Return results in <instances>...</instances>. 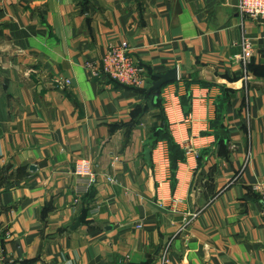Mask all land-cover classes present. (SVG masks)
Segmentation results:
<instances>
[{"label": "crops", "instance_id": "1", "mask_svg": "<svg viewBox=\"0 0 264 264\" xmlns=\"http://www.w3.org/2000/svg\"><path fill=\"white\" fill-rule=\"evenodd\" d=\"M237 3L0 0L4 264H264L252 191L264 181V21L242 23ZM120 42L143 88L86 71ZM174 68L178 80L149 93ZM165 124L183 157L173 170L154 137ZM81 158L98 176L86 196Z\"/></svg>", "mask_w": 264, "mask_h": 264}, {"label": "built area", "instance_id": "2", "mask_svg": "<svg viewBox=\"0 0 264 264\" xmlns=\"http://www.w3.org/2000/svg\"><path fill=\"white\" fill-rule=\"evenodd\" d=\"M236 7L242 23L247 20L264 21V0H238ZM239 48L240 54L235 59L243 67V80L248 81L247 67L255 55L253 39L243 34ZM84 67L92 77H100L129 88H143L147 82L146 69L130 54V49L126 42L109 44L99 59L85 61ZM67 84H69V81H65L64 84L60 83L58 86L63 88ZM73 175L83 181L82 187L76 191L78 196L88 194L98 183V176L94 172L90 161L84 158L75 161ZM239 178L237 176L235 180ZM106 181L109 183L113 182L110 178H106ZM252 191L259 196L264 206V181L253 185ZM0 264H4L1 245Z\"/></svg>", "mask_w": 264, "mask_h": 264}, {"label": "trees", "instance_id": "3", "mask_svg": "<svg viewBox=\"0 0 264 264\" xmlns=\"http://www.w3.org/2000/svg\"><path fill=\"white\" fill-rule=\"evenodd\" d=\"M160 91H161V89L158 90L156 92V94L154 92H149V93H152V94L156 95L157 97H159L160 96ZM159 102H160V98H159ZM154 137H155V141H165L166 142V145H167V148H168V153H169L170 167H171V170H173L175 165H176L177 159L182 160L183 157L181 156V152L179 150L178 145L174 143L172 137L167 133L166 124L163 125L162 127H159L155 131ZM88 194H86V195H88Z\"/></svg>", "mask_w": 264, "mask_h": 264}, {"label": "water", "instance_id": "4", "mask_svg": "<svg viewBox=\"0 0 264 264\" xmlns=\"http://www.w3.org/2000/svg\"><path fill=\"white\" fill-rule=\"evenodd\" d=\"M177 70L174 68L170 71H168L166 74L164 75H155V81L152 83L149 92H154L156 94V92L158 90H160L164 85L175 82L178 80L177 77ZM145 155L146 157H148L149 155V150H145ZM79 226V221H77L74 225V229L77 228Z\"/></svg>", "mask_w": 264, "mask_h": 264}]
</instances>
